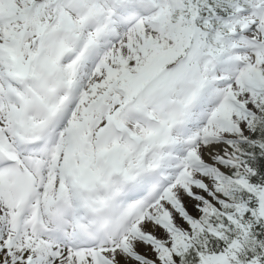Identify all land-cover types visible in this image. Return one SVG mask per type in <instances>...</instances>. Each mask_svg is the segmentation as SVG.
Here are the masks:
<instances>
[{
    "label": "snow or ice",
    "instance_id": "6c2138e0",
    "mask_svg": "<svg viewBox=\"0 0 264 264\" xmlns=\"http://www.w3.org/2000/svg\"><path fill=\"white\" fill-rule=\"evenodd\" d=\"M0 264H264V0H0Z\"/></svg>",
    "mask_w": 264,
    "mask_h": 264
}]
</instances>
